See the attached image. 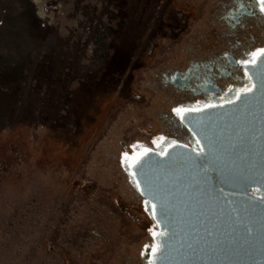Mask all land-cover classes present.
<instances>
[{
    "label": "rangeland",
    "instance_id": "374dc122",
    "mask_svg": "<svg viewBox=\"0 0 264 264\" xmlns=\"http://www.w3.org/2000/svg\"><path fill=\"white\" fill-rule=\"evenodd\" d=\"M39 1L0 0V264H148L125 164L179 108L155 74L212 43L216 0Z\"/></svg>",
    "mask_w": 264,
    "mask_h": 264
},
{
    "label": "water",
    "instance_id": "95a60500",
    "mask_svg": "<svg viewBox=\"0 0 264 264\" xmlns=\"http://www.w3.org/2000/svg\"><path fill=\"white\" fill-rule=\"evenodd\" d=\"M249 74L233 103L182 115L193 145L132 164L158 228L148 264H264V54Z\"/></svg>",
    "mask_w": 264,
    "mask_h": 264
},
{
    "label": "flooded vegetation",
    "instance_id": "af4514ba",
    "mask_svg": "<svg viewBox=\"0 0 264 264\" xmlns=\"http://www.w3.org/2000/svg\"><path fill=\"white\" fill-rule=\"evenodd\" d=\"M212 10L215 26L212 43L204 49L188 48L185 56L155 74L159 75L160 87L179 109L188 110L182 115L227 105L248 93L242 90L252 89L249 70L264 54L258 51L264 49V12L260 11L258 0H216ZM253 59L254 64L239 63ZM181 117L177 112L169 118L166 116L163 134L154 138L157 146H148L145 153L162 155L174 145H193L195 139L182 125ZM143 154L131 164L127 162L124 169L136 196L139 194L129 165Z\"/></svg>",
    "mask_w": 264,
    "mask_h": 264
},
{
    "label": "snow or ice",
    "instance_id": "6c2138e0",
    "mask_svg": "<svg viewBox=\"0 0 264 264\" xmlns=\"http://www.w3.org/2000/svg\"><path fill=\"white\" fill-rule=\"evenodd\" d=\"M258 3L260 5V11L261 12H264V0H258ZM258 51L264 52V49H260ZM253 55H255V54H253ZM239 63H243V64L253 63L254 64L255 63V59H253L252 61H247V60H245V61H239ZM261 86L264 87V81H262V85ZM242 91H244V92H250L251 91V88H245ZM238 96H239V93H238ZM191 110L192 111H196L197 109H191ZM174 111H176L178 114H180L182 116V113L184 111H188V110L187 109H179V108H177V109H174ZM197 143H199V141H197ZM200 152L201 153H204L205 155H210L211 152H212L211 145H209V148H208L207 152H205L204 149H201ZM197 158H199V157H197ZM129 167H131V165H129ZM139 187H140V185L137 184V188H139ZM156 250H157L156 246L153 245V251L155 252Z\"/></svg>",
    "mask_w": 264,
    "mask_h": 264
},
{
    "label": "trees",
    "instance_id": "16d2710c",
    "mask_svg": "<svg viewBox=\"0 0 264 264\" xmlns=\"http://www.w3.org/2000/svg\"><path fill=\"white\" fill-rule=\"evenodd\" d=\"M68 209V208H67ZM68 212L69 211H67V210H64V216L66 215H68ZM23 216V218H25V214H23L22 215ZM21 220H23V219H21ZM39 241L40 240H38V239H35V241L33 242V244H38L39 243ZM34 247V249L33 250H31V252L30 253H28V251L26 252V253H24V254H26L25 256H24V261L23 262H25V264H31L33 261V257L36 255V252H35V250H37L38 248L36 247V246H33ZM37 248V249H36ZM32 249V248H31ZM49 251H52V248H50L49 249ZM49 253V252H48ZM53 256L52 255H50V258H52Z\"/></svg>",
    "mask_w": 264,
    "mask_h": 264
},
{
    "label": "bare ground",
    "instance_id": "6f19581e",
    "mask_svg": "<svg viewBox=\"0 0 264 264\" xmlns=\"http://www.w3.org/2000/svg\"><path fill=\"white\" fill-rule=\"evenodd\" d=\"M36 3H37V5H38V7H39V9H40V6H42L41 5V2L39 1V0H34Z\"/></svg>",
    "mask_w": 264,
    "mask_h": 264
}]
</instances>
